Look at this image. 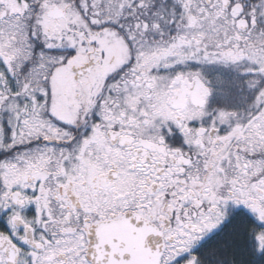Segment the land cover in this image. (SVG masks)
Instances as JSON below:
<instances>
[{"label":"snow or ice","instance_id":"1","mask_svg":"<svg viewBox=\"0 0 264 264\" xmlns=\"http://www.w3.org/2000/svg\"><path fill=\"white\" fill-rule=\"evenodd\" d=\"M0 264H264V0H0Z\"/></svg>","mask_w":264,"mask_h":264}]
</instances>
